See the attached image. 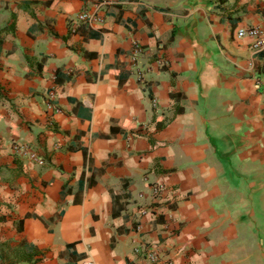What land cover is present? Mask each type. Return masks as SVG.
Returning a JSON list of instances; mask_svg holds the SVG:
<instances>
[{
  "label": "crops",
  "instance_id": "0c3cea01",
  "mask_svg": "<svg viewBox=\"0 0 264 264\" xmlns=\"http://www.w3.org/2000/svg\"><path fill=\"white\" fill-rule=\"evenodd\" d=\"M260 24L264 0H0V264H264Z\"/></svg>",
  "mask_w": 264,
  "mask_h": 264
},
{
  "label": "built area",
  "instance_id": "2783aa9c",
  "mask_svg": "<svg viewBox=\"0 0 264 264\" xmlns=\"http://www.w3.org/2000/svg\"><path fill=\"white\" fill-rule=\"evenodd\" d=\"M76 19L78 21H87L89 23L97 22L98 19L95 18L92 15H89L87 12L79 13L76 16ZM238 37H248L252 40L251 48L255 51L260 50L264 48V24L256 25L253 27H250L245 30H241L237 33ZM15 152L20 153L21 156L24 158H27L32 163H35L37 165H43L44 161L43 158H41L34 150L29 149L28 147H23L15 144L13 146ZM162 186L157 185L152 187V192L155 195H158L162 191ZM156 257L154 254L152 255V261H155ZM86 264H92V263H86Z\"/></svg>",
  "mask_w": 264,
  "mask_h": 264
}]
</instances>
